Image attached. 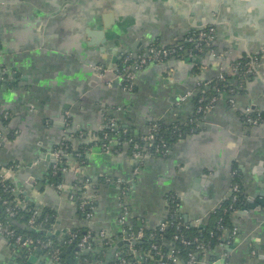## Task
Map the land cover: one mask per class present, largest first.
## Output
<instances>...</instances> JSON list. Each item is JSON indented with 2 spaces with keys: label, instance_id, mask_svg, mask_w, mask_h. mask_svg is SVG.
Listing matches in <instances>:
<instances>
[{
  "label": "crops",
  "instance_id": "obj_1",
  "mask_svg": "<svg viewBox=\"0 0 264 264\" xmlns=\"http://www.w3.org/2000/svg\"><path fill=\"white\" fill-rule=\"evenodd\" d=\"M206 27L216 32L212 50L149 64L137 72L134 91L121 90L122 55L153 44L171 46ZM263 49L264 0H0V165H17L4 171L5 179L25 196V205L52 210L53 238L62 240L82 228L104 232L111 241L90 259V253L80 256L77 246L66 245L63 264L67 258L118 264V252L130 254L126 264H137L141 254L119 223L122 206L130 210L129 225L139 218L153 229L167 218V198L174 194L185 222L203 223L232 195L235 165L249 204L264 203V120L248 125L237 115L248 108L264 115V57L234 107L226 96L218 100L195 133L177 141L166 158L147 159L138 174L126 147L117 155L89 148L82 175L97 184L100 178L120 179L129 187L123 194L120 187L101 183L89 191L94 202L89 220L77 214L68 193L74 181H84L82 176L67 174L65 191L46 182L51 153L61 144L68 120L72 134L101 130L110 116L138 137L153 122L185 123L195 108L192 99L179 104L180 96L197 94L199 83ZM98 66L106 69L104 76ZM6 113L12 116L8 128L2 123ZM11 130L13 140L8 139ZM88 142L90 136L74 135L76 148ZM232 222L238 230L233 244L220 245L210 255L219 264H264V205L235 212ZM38 252L34 264H47L48 253ZM0 254V264H19L23 255L3 237Z\"/></svg>",
  "mask_w": 264,
  "mask_h": 264
},
{
  "label": "trees",
  "instance_id": "obj_2",
  "mask_svg": "<svg viewBox=\"0 0 264 264\" xmlns=\"http://www.w3.org/2000/svg\"><path fill=\"white\" fill-rule=\"evenodd\" d=\"M156 47H161L159 44H153ZM172 46V45H171ZM170 47V46H163ZM189 47H187L188 49ZM214 48V46L210 48H203V51L196 52L193 54L203 53L205 51H210ZM143 52V51H142ZM139 52V53H142ZM187 52L184 49L177 56L184 55ZM176 57V56H175ZM264 57V49L262 52L258 53L255 56L245 57L238 61L233 65V68H237L238 71L234 72L230 70L229 72H224V79L221 80L216 78L209 83V85H200L199 91L192 98L194 103V115L191 119L185 123L180 121H175L171 124H165L163 122H153L150 125H156L157 131L155 132L156 140L150 146L149 143L144 142L141 137L135 136L131 130L126 129L124 126L117 122V128L114 131H111L109 127L105 125V127L101 130H96L92 132L88 131H78L72 134L75 135V138H87L90 136V142L83 143L82 145L75 148L73 141H63L61 146L62 148H67L66 152L68 154L75 155L79 164H84L85 154L87 150L93 146H100L102 143H112L118 141L120 144H115L113 149L115 153L119 154L124 150V144L128 143V141L132 140L127 149V155L131 156V146L133 143H139L141 147L147 146L148 148V157L151 159H163L166 158L173 147V145L177 142L185 138L186 136L195 133L198 130V123L203 120V114H197V109L199 106L209 105L212 98L216 97L218 100L225 97L229 99L231 97H236L238 95H243L245 93L244 85L246 80H248L252 74L248 72L247 64L251 61H258ZM119 65V64H118ZM253 73V72H252ZM202 100V102L200 101ZM230 105V104H229ZM237 115L240 120L244 124L252 125L248 122V118H258V124L264 120V115L261 113H257L253 111L251 114H247L243 111H238ZM110 117V116H109ZM12 116L10 115L8 118L2 117V123L5 127L8 128V124L11 120ZM71 123L66 127L69 129ZM150 127V126H149ZM124 130L126 132H124ZM15 131L11 130L8 136L9 140H13L16 137ZM95 136L96 140H91V136ZM107 135L106 139H103L104 136ZM97 144V145H96ZM158 145V148L156 147ZM59 146H57L54 150H56ZM158 149V150H157ZM53 150V151H54ZM66 163V158L60 160L57 170H53V164H51L49 168V172L46 177V182L53 187H57L59 184H65L66 175L62 173L60 168L64 167ZM16 164L11 163L8 166L0 165V219L4 223L8 224L12 229L16 231V234L22 235L25 238H32L34 240H40L45 243L52 242L54 247L58 248L60 252L63 251V247L66 245H74V242H70V236L68 234L64 235L62 240L53 238L48 235L51 231L52 225L54 224V213L49 208L42 209V215L38 218V223L43 224L41 228L32 229L25 225V222L28 219L29 213L26 209L37 208L34 205H26V209H19V215L16 218H10L5 212V206L2 204L3 200L9 202L8 207H15L13 200L17 197L20 200H24L25 196L21 194H16L11 191V187L13 185L9 182V180L4 178V171L6 169H16ZM235 174L231 177L232 184H238L242 193L237 195V199L233 201L232 195L225 199V201L221 204L219 208H217L214 212H212L208 218L200 224L195 222H185L183 215L181 213V206L179 207L180 199L171 194L167 198V210L168 216L162 222L165 223L166 226L164 229L160 228V225L156 228L150 229L147 228L146 225L141 221V219L137 218L135 220V224L133 227V231L135 233L141 231L143 237L139 240V242L133 245V249L141 254V259L143 258L146 264H157L159 262H164L170 264L171 261L167 258V255L172 251L174 256L178 258L181 264H187L189 260V255L195 253L198 250V247L201 245H206L208 247L207 255L202 251L197 255V260L203 259L205 256L207 260L205 263H212L215 261L214 256L210 255V253L218 246L232 245L234 239H231V233L234 228V224L232 222V215L235 212H240L247 210L249 207L248 195L244 191V187L241 183L240 171L237 165L234 166ZM107 178H100L98 183L105 184L108 186H115L114 183L116 180L106 181ZM98 184V185H99ZM72 186L78 188L77 198L74 199L75 205L78 206L80 203V195L85 191L84 182L74 181ZM117 186V185H116ZM10 187V188H9ZM120 190L125 189L126 191L129 189L126 183H121ZM97 190V188H96ZM128 193V191H127ZM94 205V202L92 203ZM90 211V207H86L84 212L80 211L77 208V214L84 218L85 213ZM87 229H73L72 233L76 232L78 237H82L85 233H87ZM2 237V236H0ZM10 244H14L13 238H5ZM231 242V243H230ZM92 248L90 250V258L99 257L100 254L98 250L102 248H106L107 246L103 242L91 241ZM12 246V245H11ZM23 254L24 250H21ZM126 258H130V254L127 252L122 253ZM205 254V255H204ZM25 255V254H24ZM202 261V260H201Z\"/></svg>",
  "mask_w": 264,
  "mask_h": 264
},
{
  "label": "built area",
  "instance_id": "obj_3",
  "mask_svg": "<svg viewBox=\"0 0 264 264\" xmlns=\"http://www.w3.org/2000/svg\"><path fill=\"white\" fill-rule=\"evenodd\" d=\"M216 41V32L215 29L210 28V27H206V28H202L196 31H193L192 33H190L184 40L176 42L175 44H173L170 47H156L154 45L149 46L147 49H145L142 53L139 52H128L125 53L124 55H122V58L120 60V63L117 67V73H118V78L120 79V88L122 91H124L125 93H129L135 90L136 87V78H137V72L141 69H143L144 67H146L149 64H153V63H164L168 60H170L171 58H174L175 56H177L180 52H182L184 49L187 50V52H189L190 54H193L194 51L196 52H200L203 51V48L207 47L210 48L212 46H214ZM187 47H189L187 49ZM257 61H251L249 64H247L248 67V72L252 73L254 72V68H255V64ZM97 70L100 74V76H104V73L106 72V69L102 68L101 66L97 67ZM234 72H237L238 69L234 68L232 69ZM219 79L223 80L224 79V72L221 73L218 76ZM209 83H211V81L208 82H204V83H199L200 85H209ZM195 95L194 91H189L186 94H184L183 96H180L178 98V103L182 104L187 102L189 99H192L193 96ZM202 102V100H200ZM218 102V99L216 97L212 98L210 101L209 105H201L198 107L197 109V114H203L204 116L209 113L211 110H213V108L215 107L216 103ZM235 97H231L229 99V104L231 107L235 106ZM254 110L253 109H246L245 113L247 114H251ZM10 116L9 113H6L4 115V118H8ZM248 122L251 123L254 126H257L258 124V118H248ZM70 121L68 120L66 122V127L69 125ZM105 125L109 128H111V131H114L117 128V121L113 118V117H109L106 116V122ZM157 131V126L156 125H150L148 132L141 136V139L146 142L149 143L150 146L155 142L156 137H155V132ZM124 132H126L124 130ZM107 135L104 136L103 139H106ZM74 141V135L70 134L69 130L67 129L65 132V135L63 137V141ZM91 140H96V137L93 135L91 136ZM132 140L128 141V143H125L124 146L128 149V145ZM61 142V144H62ZM115 144H120L118 141L116 142H112V143H102L100 145V147L107 151V152H112L114 154L117 155V153H115L113 146ZM75 145V144H74ZM97 145V144H96ZM156 147L158 148V145H156ZM76 148V147H75ZM67 148H62L61 146H59L56 150H54L51 153V158H52V166H53V170H57L58 164L60 162V160H62L63 158H66V163L65 166L60 168L59 170L62 171L63 174L67 175V174H73L75 176H82L84 178V186H85V191L80 195V203L78 204V209L82 212H84L86 207H90V211L85 213V219L89 220L92 216V210H93V196H91L89 194V191H96V188L98 187L97 183H95L93 180H91L89 177L82 175L83 171H82V167L81 165L78 163L75 155L73 154H68L66 152ZM158 150V149H157ZM148 148L147 146L145 147H141L139 143H133V145L131 146V158L133 160H135L136 162V166L134 168V173L138 174L141 167L143 166V164L146 162L147 159H149L148 157ZM235 174V172H232V176ZM5 178V176H4ZM112 179L107 178L106 181H111ZM123 180L117 179L114 183L117 186H120L121 183H123ZM125 183V182H124ZM10 188V187H9ZM58 190L60 191H65V189L67 188V186L65 184H59L56 187ZM11 191L16 193V190L14 188L11 187ZM231 191H232V198L233 201H235L237 199V195L242 193L240 186L238 184H232L231 187ZM69 193V197L70 199L74 201L75 198H77V194H78V188L77 187H72L70 188V190L68 191ZM122 193L125 194V189L122 190ZM14 206L13 208L8 207L9 202L6 200L2 201V204L5 206V212L7 213V215L10 218H16L19 215V209H26V205L24 204V202L22 200H20L19 198H15L13 200ZM181 206V203H179V207ZM42 209L40 207L37 208H29L26 209L27 212L29 213V217L27 219V221L25 222V225L28 226L29 228L32 229H36L38 230V228H41L43 224L38 223V218L41 217L42 215ZM130 215V210L127 206L123 205L122 206V212H121V216L119 219V223L122 225L123 230L125 233L128 234L130 240H137L139 241L142 237L143 234L141 231L135 233L133 231V227L131 225H129L127 223V218ZM166 226L165 223H161L160 224V228L164 229ZM39 231V230H38ZM70 236V242H74L76 244V246L78 248H80L81 250H91L92 245H91V241H98V242H103L106 246H109L111 241L110 239L107 238L106 234L104 232H100V233H94L91 231H87V233H85L82 237H78V234L76 232L72 233L71 231H69L67 233ZM238 235V230L236 228H233L232 233H231V239L233 240L234 238H236ZM0 236L2 237H7V238H13V242L14 244H11L12 247H16L20 250H24L26 256L35 254L38 251H43L45 250L48 253V256L50 257V259L54 262V263H59L61 261L60 258V250L56 247H54V245L49 241L47 243L40 241V240H34L32 238H25L22 235L16 234V231L14 229H12L8 224L4 223L3 221H1L0 219ZM15 248V249H16ZM202 251L203 253H205L207 255L208 252V247L206 245H201L198 247V250L195 253H192L189 255V260L187 262V264H204V259L206 258L205 256L203 257V259L201 260H197V255L199 254V252ZM117 259L119 260L118 264H126L127 260L125 258V256H123V254L119 253L116 255ZM167 258L171 261L170 264H181L178 260V258H176L174 256V253L171 251L168 255ZM137 264H146L143 260V258L137 263ZM157 264H167L164 262H159ZM211 264H219L216 261L212 262Z\"/></svg>",
  "mask_w": 264,
  "mask_h": 264
},
{
  "label": "water",
  "instance_id": "obj_4",
  "mask_svg": "<svg viewBox=\"0 0 264 264\" xmlns=\"http://www.w3.org/2000/svg\"><path fill=\"white\" fill-rule=\"evenodd\" d=\"M261 188H262L263 191H264V184L261 185ZM261 194L264 195L263 192H262ZM250 200H253V198H250ZM258 204H263V205H264L263 201H261V202H258L256 205H255V204H249V208H250V209L257 208ZM48 235L52 236L51 233H49ZM125 238L130 239L127 233H125ZM138 242H139V241H137V240H130V243H131L132 245H135V244H137ZM14 248H16V247H14ZM16 249H18V248H16ZM74 249H75V251L77 252V254H79L80 256H81V255H83V256H87V255L90 253L89 250H81V249L78 248V247H75ZM231 249H232V248H231ZM231 249H230V250H231ZM19 250H20V249H19ZM71 250H72V248H69L68 252H71ZM20 251H21V250H20ZM24 254H25V253H24ZM24 254H23L22 256H19V258H18V260H19L18 263H19V264H34V263H36L37 260L39 259V258H37V256H40V255L42 254V252H37V253L32 254V255H29V256H26V254H25V255H24ZM60 258H61V261H60L59 263H54V262L50 259L49 256H48L47 258H45V261H46L47 264H63V263H64V260L66 259V254H65V253H61V254H60ZM0 259L3 260V255H1V254H0ZM42 259H43V258H42ZM42 259H41V260H42ZM66 263H67V264H82V263H80L77 259H73V258H72V259L67 258ZM9 264H15V261H11Z\"/></svg>",
  "mask_w": 264,
  "mask_h": 264
}]
</instances>
